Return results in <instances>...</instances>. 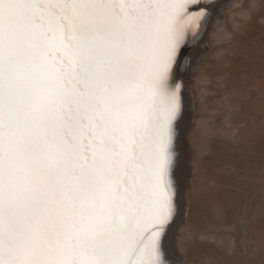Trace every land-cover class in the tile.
I'll return each instance as SVG.
<instances>
[{
    "label": "snow or ice",
    "instance_id": "1",
    "mask_svg": "<svg viewBox=\"0 0 264 264\" xmlns=\"http://www.w3.org/2000/svg\"><path fill=\"white\" fill-rule=\"evenodd\" d=\"M193 2L0 0V264H168Z\"/></svg>",
    "mask_w": 264,
    "mask_h": 264
},
{
    "label": "rangeland",
    "instance_id": "2",
    "mask_svg": "<svg viewBox=\"0 0 264 264\" xmlns=\"http://www.w3.org/2000/svg\"><path fill=\"white\" fill-rule=\"evenodd\" d=\"M210 7L182 71L187 112L175 127L179 109L172 123L169 148L173 162L182 153L175 180L185 223L174 263L264 264V0ZM204 15L179 21V32L194 19L199 28Z\"/></svg>",
    "mask_w": 264,
    "mask_h": 264
},
{
    "label": "bare ground",
    "instance_id": "3",
    "mask_svg": "<svg viewBox=\"0 0 264 264\" xmlns=\"http://www.w3.org/2000/svg\"><path fill=\"white\" fill-rule=\"evenodd\" d=\"M212 1L214 2V0H211L210 2H212ZM234 1H236V0H234ZM174 2H177V1L174 0ZM177 3H180V1L177 2ZM187 16H189V15L186 14L185 16H183L181 14L179 16V21L185 19ZM217 20H218V18H217ZM179 34H180V32H179ZM166 78L162 81V83L166 80ZM164 83L166 84L167 80ZM177 152H179V150ZM180 153H181V151H180ZM184 153L186 154V152H183V155L185 156ZM181 155H182V153H181ZM184 226H185V223H184L183 216L181 215L180 218H179V216H177L176 220H175V223H173L171 226H169L168 224L166 225V227H165L166 229H165V232H164L166 236H164L162 234V236H163V244H164L163 250L165 252H167L166 258H170V259L167 260V262H170V264H175L174 263L175 260L180 259L181 254L183 253V252L180 253L179 250L176 249L175 242H176V236L179 234L180 231H182L184 229ZM168 227H169V229H168ZM178 238H180V237H178ZM177 242H179V241H177ZM177 244L179 245V243H177Z\"/></svg>",
    "mask_w": 264,
    "mask_h": 264
},
{
    "label": "water",
    "instance_id": "4",
    "mask_svg": "<svg viewBox=\"0 0 264 264\" xmlns=\"http://www.w3.org/2000/svg\"><path fill=\"white\" fill-rule=\"evenodd\" d=\"M198 7L197 6H189L188 7V11H187V13L188 14H195L196 13V9H197ZM181 24H183V23H181ZM178 40H179V43L182 41V39H181V36H180V34H179V36H178ZM181 44V43H180ZM188 54V47L187 46H184L183 48H182V57H181V61H180V68H179V70L176 72V74H175V77H174V79H175V83H177L179 86H180V83H181V81H182V79H184L185 78V75H183V69H185L186 68V65H185V58H186V55ZM167 82H168V80H167ZM182 89V88H181ZM180 89V91L181 92H183L182 90ZM183 116L180 114V116L176 119V121H175V127L178 125V123H179V120L182 118ZM176 132V131H175ZM175 136H176V134H175ZM176 161V158H174V162ZM174 162H173V167H174ZM172 167V168H173ZM172 171V170H171ZM182 213V212H181ZM178 214H179V212H178ZM178 214L177 215H175L174 217H173V219H171V221L168 223V225L169 226H171L174 222H175V220H176V217L178 216ZM169 228V227H168ZM162 242H163V240H162Z\"/></svg>",
    "mask_w": 264,
    "mask_h": 264
}]
</instances>
